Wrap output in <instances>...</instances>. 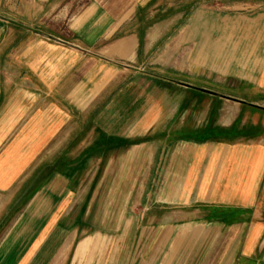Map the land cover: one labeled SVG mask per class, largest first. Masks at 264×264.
Segmentation results:
<instances>
[{"label":"crops","instance_id":"crops-1","mask_svg":"<svg viewBox=\"0 0 264 264\" xmlns=\"http://www.w3.org/2000/svg\"><path fill=\"white\" fill-rule=\"evenodd\" d=\"M206 261L264 264V0H0V264Z\"/></svg>","mask_w":264,"mask_h":264},{"label":"rangeland","instance_id":"rangeland-1","mask_svg":"<svg viewBox=\"0 0 264 264\" xmlns=\"http://www.w3.org/2000/svg\"><path fill=\"white\" fill-rule=\"evenodd\" d=\"M65 4H63L62 6H60L58 11H63V9L65 8ZM46 12V11H45ZM44 12V13H45ZM59 13V12H58ZM97 183L98 181H92L90 182L89 185V193L87 191H85L83 193V195L78 194L75 198H74V202L69 210V212L67 213L65 219H64V225L66 226L67 229L73 231V234L75 235L76 233V241H75V245L74 247H76V244L82 239L84 238L87 233H90L91 230L86 229V227L84 226V222H86V215H87V210L91 211L90 212V219H95L96 216H100L108 219H112L114 214L112 212H106L105 210L102 211L103 207L107 208L108 206H112V202H113V196L112 193L113 192H108L107 190L104 191L102 194H98V187H97ZM83 192V191H82ZM87 193V195H86ZM119 198L116 197V203L118 201ZM127 199V197H120V201L121 204L119 206V208L121 209L123 206V201H125ZM103 203L102 205L99 204ZM116 208H118V206H116ZM100 210V211H98ZM117 215V213H116ZM121 216L123 215V213L120 214ZM97 231V230H92V232ZM104 232H108L111 230H102ZM123 231V230H122ZM174 231L171 230L170 234H172ZM118 234V233H117ZM73 235V236H74ZM141 247V246H139ZM154 264V263H151ZM205 264H208V262L206 261Z\"/></svg>","mask_w":264,"mask_h":264},{"label":"water","instance_id":"water-1","mask_svg":"<svg viewBox=\"0 0 264 264\" xmlns=\"http://www.w3.org/2000/svg\"><path fill=\"white\" fill-rule=\"evenodd\" d=\"M229 99H231V98H229ZM234 100V99H233ZM236 101V100H235Z\"/></svg>","mask_w":264,"mask_h":264}]
</instances>
